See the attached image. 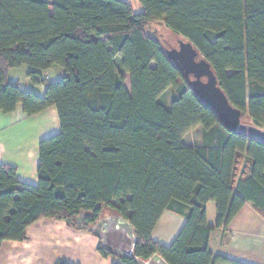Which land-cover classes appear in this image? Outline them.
<instances>
[{
    "label": "trees",
    "instance_id": "obj_1",
    "mask_svg": "<svg viewBox=\"0 0 264 264\" xmlns=\"http://www.w3.org/2000/svg\"><path fill=\"white\" fill-rule=\"evenodd\" d=\"M140 2L135 13L126 0H0V111L54 107L59 120L39 142L37 185L0 164V245L26 241L40 219L88 230L107 210L132 225L135 258L244 264L212 253L209 239L246 202L264 214V142L225 128L146 28L162 21L189 41L241 121L264 128V0ZM23 65L43 94L8 79ZM52 67L64 71L54 82L42 74ZM198 126L201 144L186 145ZM164 211L185 218L168 247L151 238ZM97 250L112 264H138L100 242Z\"/></svg>",
    "mask_w": 264,
    "mask_h": 264
},
{
    "label": "crops",
    "instance_id": "obj_2",
    "mask_svg": "<svg viewBox=\"0 0 264 264\" xmlns=\"http://www.w3.org/2000/svg\"><path fill=\"white\" fill-rule=\"evenodd\" d=\"M51 71H56L58 77L64 75L52 67L42 73L48 81ZM35 88L41 95L45 86ZM58 132L54 107L32 116L25 115L20 105L9 113L0 111V164L15 167L20 181L37 185L39 142ZM184 222V217L164 211L151 233L152 240L168 247ZM26 234V241L1 243L0 264H112L110 257L98 252L100 241L96 236L89 230L70 228L64 220L40 219L26 228ZM209 248L214 254L244 264H264V214L246 202L226 228L212 232Z\"/></svg>",
    "mask_w": 264,
    "mask_h": 264
},
{
    "label": "water",
    "instance_id": "obj_3",
    "mask_svg": "<svg viewBox=\"0 0 264 264\" xmlns=\"http://www.w3.org/2000/svg\"><path fill=\"white\" fill-rule=\"evenodd\" d=\"M169 60L187 77L197 97L213 111L225 128L264 142V128L241 121V111L233 107L225 93L219 87L210 64L201 58L193 45L184 39H178L177 47L165 49ZM83 213L76 218L81 226ZM96 236L102 247L112 253L134 257L136 236L132 225L119 214L101 216L88 228ZM138 264H168L160 255L154 254L147 260L135 258Z\"/></svg>",
    "mask_w": 264,
    "mask_h": 264
},
{
    "label": "rangeland",
    "instance_id": "obj_4",
    "mask_svg": "<svg viewBox=\"0 0 264 264\" xmlns=\"http://www.w3.org/2000/svg\"><path fill=\"white\" fill-rule=\"evenodd\" d=\"M126 1L132 6V9L135 13L142 11V5H141L140 0H126ZM146 30H147L146 33L148 35L150 36L154 35L158 37L160 41L163 43V45H166L169 48L177 47L178 38L176 36H172V33L165 27L162 21L151 22L146 28ZM55 68L56 69L58 68L64 74V71L60 67H55ZM28 71H29V68L25 65L20 66L18 68H11L8 71V79L9 80L18 79V82L20 83L22 89L24 90L34 91V89H36L38 91L39 89L35 88L36 85L32 84L31 80L28 78L27 76ZM59 77L57 76L56 71H51V77L49 78V80L54 82V81L61 79L63 76H59ZM124 84L127 90L130 91L128 76H126V80ZM170 93H171V89H168L166 92V96H165L166 103L169 102ZM201 134H202V128L201 126H198L195 129L189 131L184 136L183 141L186 145H192V146L200 145L201 144ZM108 213L109 212L107 210L104 212L105 215H107Z\"/></svg>",
    "mask_w": 264,
    "mask_h": 264
}]
</instances>
